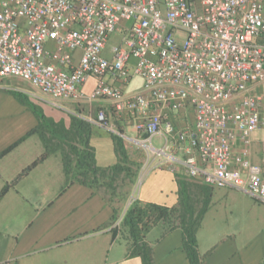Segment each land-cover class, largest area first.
Returning <instances> with one entry per match:
<instances>
[{"label":"built area","instance_id":"2783aa9c","mask_svg":"<svg viewBox=\"0 0 264 264\" xmlns=\"http://www.w3.org/2000/svg\"><path fill=\"white\" fill-rule=\"evenodd\" d=\"M115 32L123 36L108 58ZM106 76L142 85L126 95ZM91 78L86 95L80 89ZM7 79L27 83L32 100L57 109L62 101L101 100L112 117H127L134 138L116 130L105 109L75 113L141 145L139 184L154 169L179 167L264 205L261 168L244 158L234 169L231 149L264 130L262 97L251 91L264 81V0H0V88ZM187 107L192 131L174 122Z\"/></svg>","mask_w":264,"mask_h":264},{"label":"crops","instance_id":"0c3cea01","mask_svg":"<svg viewBox=\"0 0 264 264\" xmlns=\"http://www.w3.org/2000/svg\"><path fill=\"white\" fill-rule=\"evenodd\" d=\"M72 55L77 62L79 52ZM9 80L16 81L14 89ZM104 81L120 85L126 95L140 88L133 78L120 83L106 76ZM30 90L27 83L18 79L1 82L0 153L19 143L0 158V190L39 158L48 142L53 151L0 198V264H141L138 257L131 255L126 236L112 234L114 225L121 222L123 212L133 202V184L126 175L127 169L129 174L139 172L135 165L140 167V160L127 151L122 140L128 160L125 164L112 136L96 127H91L84 140L75 135L68 143L61 133L51 135L46 129L47 120L68 128L69 119L53 112L46 114L44 108L54 107L32 100L27 94ZM251 91L262 97L264 81ZM16 94L36 105L43 121ZM103 103L108 118L117 121L123 134L134 138L132 122L127 117H112L109 104ZM75 108L73 104L72 113L62 106L59 110L75 115ZM186 117L194 120L189 107L180 111L175 124L183 126ZM262 134L264 130L252 133L247 145L238 139L231 149L234 169L246 158L261 168L264 180ZM147 178L134 201L167 209L175 207L185 219L202 214L195 234L201 264H260L264 247L253 239L264 218V205L252 203L244 192L218 189L190 179L179 167L175 173L154 169ZM167 225L158 222L145 234L154 264H190L182 249L181 229L167 231Z\"/></svg>","mask_w":264,"mask_h":264},{"label":"trees","instance_id":"16d2710c","mask_svg":"<svg viewBox=\"0 0 264 264\" xmlns=\"http://www.w3.org/2000/svg\"><path fill=\"white\" fill-rule=\"evenodd\" d=\"M25 104H27L32 111H34L38 118L43 121L44 116L42 112L38 109L36 105L31 103L26 96L21 94H16ZM117 122V121H116ZM117 124V123H116ZM68 128L64 126H56L52 123H49L47 120L46 129L48 133L54 135L55 133H61L65 142L68 143L71 141V136L78 135L80 140H84V137H88L90 134L91 125H89L84 120L78 118L76 115H69V124ZM36 130L32 131L35 132ZM115 144V148L118 152L119 158L125 161L127 164L126 152L122 146V139L111 135ZM19 142L15 143L11 147L0 153V158L12 150ZM44 153L37 158L33 163L24 168L19 175L9 184H5L0 190V198L8 192V190L20 179L26 176L33 168L38 164L43 162L53 151V148L50 146V142L47 144ZM64 158V168L67 166ZM136 170L138 171L140 167L135 165ZM67 168V167H66ZM65 170V169H64ZM129 168L127 169L126 175L129 177V180L132 184L137 178L138 172L135 174H129ZM202 214L197 215L196 217H189L185 219L179 209L171 208L167 209L161 206L154 204H143L137 201H133L132 204L126 209L124 215L122 216L119 228H114L112 231L113 236L117 234L120 236H126V240L129 241V250L132 256L138 257L141 261V264H154L152 250L145 243V234L152 229L158 222H162L167 225V231L172 230L173 228H180L183 234V244L182 249L189 261L190 264H201L202 257L198 254L197 245H196V231L201 222ZM173 224V225H172Z\"/></svg>","mask_w":264,"mask_h":264},{"label":"rangeland","instance_id":"374dc122","mask_svg":"<svg viewBox=\"0 0 264 264\" xmlns=\"http://www.w3.org/2000/svg\"><path fill=\"white\" fill-rule=\"evenodd\" d=\"M123 35L121 33L115 32L113 33L108 41H107V45L105 48V51L103 52L104 56H107L109 54V49L111 47H113L115 44L119 43V41L121 40V37ZM78 56V54H77ZM134 63V60L131 59L129 62V69L131 70V67ZM135 79V82L140 86L142 85V82L139 78H133ZM15 80H9L8 83L10 85V87L12 89H14V86L16 84ZM94 81L93 80H88L86 82V84L84 85L83 89H82V93L86 94V92H88L92 86H93ZM139 88V89H140ZM91 92V91H90ZM88 95V94H86ZM104 101L99 100L98 103H93L91 106L87 105L86 103L83 102H74V101H62L60 102V105L64 108V111L67 112H71L72 113V106L73 104L76 106V108L74 109V113H80L82 115H87V114H91L92 116L100 109H103L104 106L106 105L105 103H103ZM47 113H51L53 112L55 115H57V117H60V115H62L64 117V119H69V115L64 111H61L59 109H55V108H44V110ZM262 113L264 115V92L262 94ZM109 122L114 125V128L118 131H120V128L118 127V125L116 124V122L114 121V119H109ZM185 123L183 126H181V128H185L187 131H192L193 130V121L191 118L186 117L185 119ZM179 127V126H178ZM264 137V134H262ZM153 144L157 147V145L159 144V141L157 139H153ZM124 145L127 148V151L130 152L131 155L135 156L137 159L140 160V164L142 165V163L145 160V151L144 149L141 147V145L139 143L133 142V141H129V140H124ZM263 146H264V142H263ZM141 170V169H140ZM140 170L138 172L137 178L134 181V184L132 186V191H131V201L137 200V198L139 197V194L141 192V189L144 187L146 181H147V177L149 174H147L145 177H143V179L141 180V183L139 184V174H140ZM151 182V181H150ZM252 203H256L257 202L253 199H251ZM124 213V212H123ZM123 213H121V215H123ZM250 240V239H249ZM255 242H260L263 247H264V218L261 220L260 223V228L258 229V235L255 236ZM252 240V241H253ZM260 264H264V253L262 252V254L260 255V259H259Z\"/></svg>","mask_w":264,"mask_h":264}]
</instances>
